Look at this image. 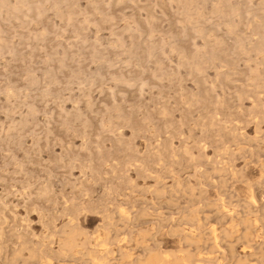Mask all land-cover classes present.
Listing matches in <instances>:
<instances>
[{"label": "rangeland", "instance_id": "rangeland-1", "mask_svg": "<svg viewBox=\"0 0 264 264\" xmlns=\"http://www.w3.org/2000/svg\"><path fill=\"white\" fill-rule=\"evenodd\" d=\"M20 1L0 264H264V0Z\"/></svg>", "mask_w": 264, "mask_h": 264}, {"label": "bare ground", "instance_id": "bare-ground-1", "mask_svg": "<svg viewBox=\"0 0 264 264\" xmlns=\"http://www.w3.org/2000/svg\"><path fill=\"white\" fill-rule=\"evenodd\" d=\"M3 1V0H2ZM23 1V0H22ZM22 1H20V2H22ZM118 1V0H117ZM24 2V1H23ZM26 2V1H25ZM0 3H1V0H0ZM97 3V2H96ZM22 4V3H21ZM29 4V3H28ZM27 4V5H28ZM16 5V4H15ZM26 5V6H27ZM18 7V6H17ZM21 6H19V8H20ZM37 7H39L40 8V6H37ZM42 7V6H41ZM13 8L14 9H16V10H18L19 8H15L14 6H13ZM25 8H27V7H25ZM20 9H22V8H20ZM220 9V8H219ZM186 10V9H185ZM184 10V11H185ZM234 10V9H233ZM21 11V10H20ZM189 11V10H188ZM186 12V11H185ZM189 13H191V12H189ZM239 13V12H238ZM190 15V14H189ZM90 16V15H89ZM194 16V15H193ZM192 18V17H191ZM155 19V18H154ZM193 19V18H192ZM71 20H72V16H71ZM195 21V20H194ZM196 22H197V20H196ZM229 24H231L232 25V23H229ZM233 26V25H232ZM194 27V26H193ZM130 28V27H129ZM198 28V27H197ZM199 29V28H198ZM202 29V28H201ZM204 29V28H203ZM231 29V28H230ZM233 29V28H232ZM200 30V29H199ZM201 31V30H200ZM229 31H231V30H229ZM200 33V32H199ZM203 33H204V31H203ZM46 34V33H45ZM41 35V34H40ZM200 35H202L201 33H200ZM208 35V34H207ZM46 36V35H45ZM44 37V36H43ZM1 38V37H0ZM211 38V37H210ZM2 41H3V39H2ZM216 43V42H215ZM217 44V43H216ZM244 45V44H243ZM242 45V46H243ZM243 49H244V47H242ZM241 48V49H242ZM152 49V48H151ZM240 49V48H239ZM243 49L241 50V51H243ZM137 50V49H136ZM199 51V50H198ZM197 52V51H196ZM208 52V51H207ZM258 52V51H257ZM260 52V51H259ZM244 53V52H243ZM245 53H246V51H245ZM248 54V53H247ZM200 55H202V54H200ZM155 56V55H154ZM186 57V56H185ZM194 57V56H193ZM201 57V56H200ZM94 58V57H93ZM129 58V57H128ZM195 58V57H194ZM51 59V58H50ZM131 59V58H130ZM188 59V58H187ZM196 59V58H195ZM197 60V59H196ZM140 61V60H139ZM188 61V60H187ZM190 61V60H189ZM188 61V62H189ZM193 61V60H192ZM194 62V61H193ZM63 63V62H62ZM190 63H192L191 61H190ZM195 64H196V61L194 62ZM198 63V62H197ZM199 64V63H198ZM203 64V63H202ZM192 65V64H191ZM194 65V64H193ZM204 65V64H203ZM98 66V65H97ZM199 66V65H198ZM200 67H201V65H200ZM196 68H197V66H196ZM198 69V68H197ZM256 69V68H255ZM254 69V70H255ZM259 68H257V70H258ZM200 70V69H199ZM201 70H202V68H201ZM256 70V71H257ZM201 73V72H200ZM221 73V72H220ZM223 73V72H222ZM257 74V73H256ZM259 75V74H258ZM261 75V74H260ZM116 77V76H115ZM121 77V76H120ZM123 77V76H122ZM119 78V77H118ZM134 79V78H133ZM119 80H120V78H119ZM124 80V79H123ZM53 83V82H52ZM55 83V82H54ZM83 84V83H82ZM131 84V83H130ZM148 84V83H147ZM55 85V84H54ZM81 86V85H80ZM116 86V85H115ZM22 88V87H21ZM80 88V87H79ZM36 89V88H35ZM21 91V90H20ZM84 92V91H83ZM56 94V93H55ZM88 96V95H87ZM57 97V96H56ZM64 98V97H63ZM8 99V98H7ZM163 108V107H162ZM34 110V109H33ZM33 114V113H32ZM251 116V115H250ZM14 122V121H13ZM104 127V126H103ZM111 129H113V128H111ZM15 133V132H14ZM13 135V134H12ZM10 136V135H9ZM19 136V135H18ZM23 144V143H22ZM95 144V143H94ZM238 145V144H237ZM74 160V159H73ZM99 160V159H98ZM236 169V168H235ZM195 170V169H194ZM173 173V172H172ZM52 176V175H51ZM4 180V179H3ZM5 181V180H4ZM12 181V180H11ZM13 181H15V180H13ZM133 183V182H132ZM79 187V186H78ZM45 188H46V186H45ZM191 188V187H190ZM38 189H40V187L38 188ZM47 189V188H46ZM37 190V189H36ZM49 190V189H48ZM43 191V190H42ZM53 191V190H52ZM87 191V190H86ZM45 192H47V191H45ZM45 192H44V194H45ZM50 193V192H49ZM159 193V192H158ZM162 193V192H161ZM41 195V194H40ZM47 195H48V193H47ZM250 199V198H249ZM252 199V198H251ZM53 202V201H52ZM156 205V204H155ZM77 207V206H76ZM64 211H65V213L68 215V214H70L69 212H68V208H65L64 209ZM120 212V211H119ZM59 214V213H58ZM156 214V213H155ZM143 215V214H142ZM56 218V217H55ZM130 218V217H129ZM121 219V218H120ZM249 220V219H248ZM6 221V216L3 214V215H1L0 214V248H1V250H3L4 251V248H5V243H6V241L4 240V227H3V222H5ZM69 223V222H68ZM73 224V223H72ZM71 225V224H70ZM69 225V226H70ZM181 225V224H180ZM65 226H67V225H65ZM72 226H74V225H72ZM71 226V227H72ZM214 226V225H213ZM15 229H16V227H14ZM18 228V227H17ZM74 228V227H73ZM147 230V229H146ZM63 233H65V234H67V232L66 231H62ZM69 232V231H68ZM84 232V231H83ZM149 233V232H148ZM69 234V233H68ZM186 234V233H185ZM246 234V233H245ZM18 239H20L21 238V231L20 230H15V234H14ZM187 235V234H186ZM251 235V234H250ZM88 236V235H87ZM85 237V236H84ZM23 238V237H22ZM68 238V237H67ZM72 238V237H71ZM73 239V238H72ZM185 239V238H184ZM215 239V238H214ZM245 239V238H244ZM85 241L83 242V246L86 248V249H89V247H90V239L88 238V237H86V239H84ZM252 242V241H251ZM43 243V242H42ZM75 244H77V243H75ZM252 244H253V242H252ZM23 245V244H22ZM82 245V244H81ZM45 247V246H44ZM72 247H73V245L71 244V242L70 241H68L67 239H65L63 242H62V249H65V250H70V252H71V249H72ZM15 248V247H14ZM21 249V248H20ZM32 251V250H31ZM54 251V250H53ZM92 251H93V249H92ZM179 251H180V249H179ZM188 251V250H187ZM91 252V251H90ZM139 252V251H138ZM234 252V251H233ZM16 255H17V253H18V249L16 250ZM43 253V252H42ZM69 253V252H68ZM184 253V252H183ZM188 253V252H187ZM95 254V253H94ZM186 254V253H185ZM154 255V254H153ZM33 256V255H32ZM96 256V255H95ZM103 256V255H102ZM186 256H188V255H186ZM191 256V255H190ZM16 257V256H15ZM44 257H47V256H42V258H44ZM19 258V257H18ZM21 258V257H20ZM99 258V257H98ZM184 258V257H183ZM182 258V259H183ZM16 259V258H15ZM100 259H102V258H100ZM105 259H106V257H105ZM152 259V258H151ZM188 259H189V257H188ZM187 259V260H188ZM245 259V258H244ZM46 260V259H45ZM153 260V259H152ZM166 260V259H165ZM183 260H185V259H183ZM190 260V259H189ZM116 261V260H115ZM161 261V260H160ZM176 261V260H175ZM179 261V260H178ZM182 261V260H181ZM18 262V261H17ZM154 262H155V260H154ZM162 262V261H161ZM177 262V261H176ZM186 262V261H185ZM152 264H153V261L151 262ZM37 264H38V262H37ZM96 264H98L97 262H96ZM156 264V263H155ZM160 264V263H159ZM164 264H165V262H164ZM167 264V263H166ZM175 264V263H174ZM177 264V263H176Z\"/></svg>", "mask_w": 264, "mask_h": 264}]
</instances>
